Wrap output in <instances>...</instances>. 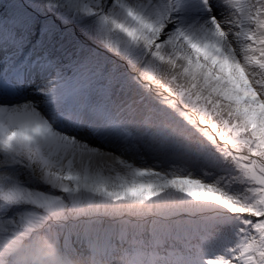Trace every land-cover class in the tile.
<instances>
[{"label": "snow or ice", "instance_id": "snow-or-ice-1", "mask_svg": "<svg viewBox=\"0 0 264 264\" xmlns=\"http://www.w3.org/2000/svg\"><path fill=\"white\" fill-rule=\"evenodd\" d=\"M85 245L264 264V0H0V264Z\"/></svg>", "mask_w": 264, "mask_h": 264}, {"label": "rangeland", "instance_id": "rangeland-1", "mask_svg": "<svg viewBox=\"0 0 264 264\" xmlns=\"http://www.w3.org/2000/svg\"><path fill=\"white\" fill-rule=\"evenodd\" d=\"M194 3L199 6V0H194ZM92 257L93 253L89 250L88 246L85 245L82 249L78 248L74 252H69L64 258L67 264H93ZM95 264H109V262L103 258L102 253L97 251L95 253Z\"/></svg>", "mask_w": 264, "mask_h": 264}]
</instances>
